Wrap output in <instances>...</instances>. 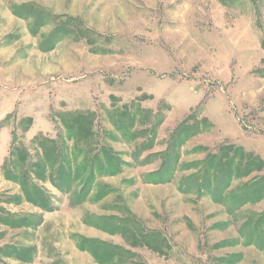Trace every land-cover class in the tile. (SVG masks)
I'll list each match as a JSON object with an SVG mask.
<instances>
[{"label":"rangeland","instance_id":"1","mask_svg":"<svg viewBox=\"0 0 264 264\" xmlns=\"http://www.w3.org/2000/svg\"><path fill=\"white\" fill-rule=\"evenodd\" d=\"M0 264H264V0H0Z\"/></svg>","mask_w":264,"mask_h":264}]
</instances>
